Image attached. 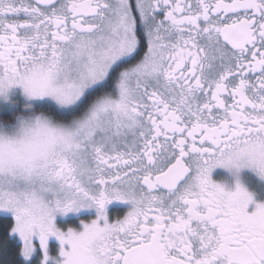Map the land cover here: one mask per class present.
I'll return each mask as SVG.
<instances>
[{"label": "snow or ice", "instance_id": "6c2138e0", "mask_svg": "<svg viewBox=\"0 0 264 264\" xmlns=\"http://www.w3.org/2000/svg\"><path fill=\"white\" fill-rule=\"evenodd\" d=\"M0 264H264V0H0Z\"/></svg>", "mask_w": 264, "mask_h": 264}]
</instances>
